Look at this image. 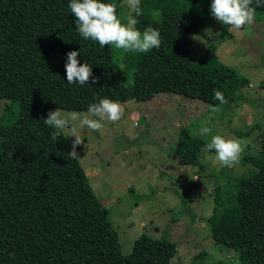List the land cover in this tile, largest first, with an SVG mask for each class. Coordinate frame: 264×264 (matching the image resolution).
Masks as SVG:
<instances>
[{"label": "trees", "instance_id": "16d2710c", "mask_svg": "<svg viewBox=\"0 0 264 264\" xmlns=\"http://www.w3.org/2000/svg\"><path fill=\"white\" fill-rule=\"evenodd\" d=\"M70 2L0 0V99L6 100L0 115V264H168L173 245L164 238L142 234L132 250L122 251L107 208L79 159L69 158L70 143L63 133L53 141L54 129L43 119L55 107L87 110L104 98L143 101L161 92L217 106L214 90L228 100L249 79L212 54L197 55L187 46L186 36L210 16L212 0H140L143 14L135 27L141 33L148 26L158 29L161 45L147 53L120 49L122 71L114 45L102 48L79 34ZM101 2L114 3L119 14L120 0ZM256 10L264 16V6ZM70 51L79 52L80 65L91 66L97 83L92 78L83 86L67 83ZM130 72L131 81H125L121 76ZM206 145L181 133L171 156L197 165ZM260 145L256 155L241 159L255 169L229 188L214 187L215 204L207 217L214 241L237 252L241 264H264ZM199 259L196 264H208Z\"/></svg>", "mask_w": 264, "mask_h": 264}, {"label": "rangeland", "instance_id": "374dc122", "mask_svg": "<svg viewBox=\"0 0 264 264\" xmlns=\"http://www.w3.org/2000/svg\"><path fill=\"white\" fill-rule=\"evenodd\" d=\"M129 9L120 0L117 15L126 23ZM210 16L186 43L197 55L210 53L249 79L220 110L210 113L209 103L175 93L161 92L149 100L119 102L125 109L116 123L105 122L101 131L80 132L78 159L95 193L107 208L123 252L132 250L142 234L164 238L171 247L168 264H241L238 253L217 244L207 217L213 212L214 187L233 186L236 179L255 167L242 157L256 155L264 145V16L241 30L231 29ZM114 46L119 71L124 68L122 52ZM121 76L131 81L132 74ZM6 100L0 99V115ZM57 109V107L52 110ZM63 113L87 110L63 109ZM13 111L12 113H16ZM212 133L198 134L209 118ZM245 134L239 137L237 134ZM181 133L200 137L207 143L212 135L242 141L243 152L234 166L215 162V152L202 148L197 165L181 164L171 156ZM72 147L75 137H67ZM204 252L202 257L198 254ZM196 259H195V255Z\"/></svg>", "mask_w": 264, "mask_h": 264}, {"label": "clouds", "instance_id": "9594fccd", "mask_svg": "<svg viewBox=\"0 0 264 264\" xmlns=\"http://www.w3.org/2000/svg\"><path fill=\"white\" fill-rule=\"evenodd\" d=\"M129 9L126 23L118 18L116 5L105 3L101 0H71L69 8L75 18V25L79 34L84 39L98 42L100 47L114 45L124 52L147 53L152 49H159L161 37L158 29L148 26L142 33L136 29L139 17L143 14L140 0H126ZM255 5V6H253ZM264 6V0H212L210 5L211 16L225 26L228 30H241L255 21L257 7ZM133 13L135 15H133ZM78 51L67 53L65 65L66 79L69 84L83 86L92 78V83H97L99 78L92 77L91 66L79 64ZM213 99L220 105L226 104L223 93L214 90ZM220 110L219 106L210 108V113ZM125 112L124 107L108 98L100 99L98 103L91 104L86 112L63 113L61 109L49 111L47 118L43 119L46 126L53 128L51 139L58 141L62 133L67 132V137H75L72 148L68 152L69 158H78L77 146L83 143L80 132L84 129L89 131H101L105 122L116 123L121 120ZM211 115L204 120L198 134L208 136L212 133L209 126ZM215 152V162L223 167H231L239 162L243 152L242 141L226 139L221 135H212L206 145V151Z\"/></svg>", "mask_w": 264, "mask_h": 264}]
</instances>
